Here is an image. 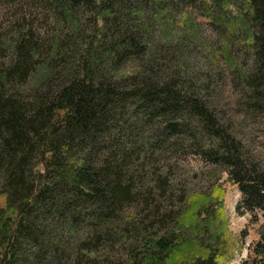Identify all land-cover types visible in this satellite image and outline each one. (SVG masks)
I'll return each mask as SVG.
<instances>
[{
	"label": "trees",
	"instance_id": "16d2710c",
	"mask_svg": "<svg viewBox=\"0 0 264 264\" xmlns=\"http://www.w3.org/2000/svg\"><path fill=\"white\" fill-rule=\"evenodd\" d=\"M184 2L21 0L19 6L45 5L58 20L70 17L78 40L86 36L78 14L90 16L94 28L76 71L54 69L30 94L19 85L44 57L45 42L22 30L12 63L0 64V264H33L32 257L39 264L46 246L57 254L52 229L62 221L66 232L77 234L83 216L96 240L105 236L113 214L133 198L127 166L133 140L123 145L118 139L124 126H154L153 137L142 136L145 145L171 138L227 167L242 194L238 212L264 218V166L249 157L218 114V98L208 101L203 95L208 87L194 90L191 80L179 82L180 67L167 63L164 43L153 38L154 24L169 26ZM230 2L243 13L235 24L230 23ZM205 7L220 28H240L247 38L254 59L252 71L243 74V95L252 105L254 98H264V0H211ZM130 60L135 70L120 73ZM218 190L192 197L175 219L155 205L153 217L161 218L153 227L168 224L170 229L149 236L148 227L140 230L130 264H228ZM149 200L147 209L154 206ZM81 207L88 209L87 218ZM259 236L247 264H264V224ZM60 260L54 256L48 264Z\"/></svg>",
	"mask_w": 264,
	"mask_h": 264
},
{
	"label": "rangeland",
	"instance_id": "374dc122",
	"mask_svg": "<svg viewBox=\"0 0 264 264\" xmlns=\"http://www.w3.org/2000/svg\"><path fill=\"white\" fill-rule=\"evenodd\" d=\"M209 1L185 0L182 10L177 12L169 26L161 27L158 22L154 24L153 38L156 43H164L167 63L180 67L177 69L181 74L179 82L191 80L190 86L194 90L201 86L208 87L209 90L203 93L208 96V101L213 97L218 98V114L241 141L249 157L264 166V98H254L250 101L252 105H249V99L243 95V74L253 69V52L240 28H220L208 17L205 6L206 3L209 5ZM20 2L0 0V64L9 67L12 63V47L22 30L30 37H38L41 43L45 42L44 57L39 58L26 81L19 85V90L30 94L50 76L52 70L55 69L57 73L69 69L76 71L85 52V41L88 34L93 32L94 25L90 16L78 14L76 18L81 23L82 31H86V39L78 40L72 31L70 17L58 20L45 9V5L19 6ZM232 3L228 4V9L230 18L233 17L230 23L235 24L243 13ZM241 3L243 8L245 2ZM135 65L136 62L130 60L120 67V73H131ZM128 123L135 122L128 118ZM124 130L118 138L123 145L133 140L127 149L131 154L127 166L131 167L128 176L132 178V200L113 214L114 224L107 227L105 236L98 240L92 227V230L85 229L83 216L77 226V234L66 232L65 221L60 222L52 229L53 235L58 237L53 243L57 254L44 247L38 258L39 264L50 263L54 256L58 261L61 259L62 264H75L78 260L82 264H130V251L143 236L140 230L148 227L150 234L145 233L149 236L170 229L168 224L167 227H153L161 218L153 217L155 205L162 206L163 213L175 219L192 197L211 195L217 188L222 195L226 218L223 234L228 242L227 262L249 263L252 247L260 238L259 230L264 218L260 215L255 220L251 214L238 212L242 194L238 185L231 181L230 170L205 159L193 145L171 138L145 145L142 136L153 137L157 132L154 126L142 129L124 126ZM148 198L154 205L150 209L145 204ZM79 210L86 217L88 209L81 207ZM75 245L78 247L74 251ZM36 261L34 257L31 258L33 264H37Z\"/></svg>",
	"mask_w": 264,
	"mask_h": 264
}]
</instances>
